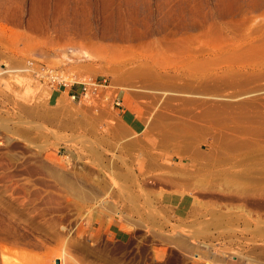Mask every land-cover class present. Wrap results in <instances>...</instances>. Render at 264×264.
Wrapping results in <instances>:
<instances>
[{"label": "rangeland", "instance_id": "374dc122", "mask_svg": "<svg viewBox=\"0 0 264 264\" xmlns=\"http://www.w3.org/2000/svg\"><path fill=\"white\" fill-rule=\"evenodd\" d=\"M7 229L0 264H264V0H0Z\"/></svg>", "mask_w": 264, "mask_h": 264}, {"label": "bare ground", "instance_id": "6f19581e", "mask_svg": "<svg viewBox=\"0 0 264 264\" xmlns=\"http://www.w3.org/2000/svg\"><path fill=\"white\" fill-rule=\"evenodd\" d=\"M67 1H69V0H67ZM82 1H85V0H82ZM58 2V1H57ZM75 2V1H74ZM117 2V1H116ZM121 2V1H120ZM50 3V2H49ZM65 3V2H64ZM70 3V2H69ZM48 4V3H47ZM89 5V4H88ZM58 8H60V7H57V9ZM116 8V7H115ZM67 9V8H66ZM115 11V10H114ZM89 17V16H88ZM67 20H69V19H67ZM124 20V19H123ZM64 21V20H63ZM65 23V22H64ZM87 23V22H86ZM62 25H63V23H62ZM72 25V24H71ZM62 29V28H61ZM71 29V28H70ZM75 30V29H74ZM68 32V31H67ZM80 33V32H79ZM85 33V32H84ZM81 35V34H80ZM88 35V34H87ZM107 36V35H106ZM115 37H117L116 35H115ZM86 38V37H85ZM107 39V38H106ZM110 39H111V37H110ZM112 39H113V37H112ZM50 79V78H49ZM64 79V78H63ZM117 83V82H116ZM118 84V83H117ZM85 86V85H84ZM210 86V85H209ZM125 87V86H124ZM85 90H86V88L85 87H83ZM133 89V88H132ZM189 89V88H188ZM94 91H95V89H93ZM139 91V90H138ZM90 92H92V91H90ZM84 104V103H83ZM249 106V105H248ZM249 115V114H248ZM235 118V117H234ZM252 147V146H251ZM228 172V171H227ZM249 174V173H248ZM226 176V175H225ZM238 176V175H237ZM240 177V176H239ZM243 177V176H242ZM233 178V177H232ZM226 179V178H225ZM248 179V178H247ZM251 180V179H250ZM249 180V181H250ZM235 181V180H234ZM212 198V197H211ZM223 200V199H222ZM221 220V219H220ZM14 231V230H13ZM3 234L5 235V237H6V239H4V237H3V239H4V241H2V242H0V256H3V254H10V255H12V256H14V254L15 255H17V257H19V256H21V257H23L25 260L26 259H28V256L29 255H24V254H22V253H20L21 255H19V252H17L16 250L18 249L19 250V248H21L19 245H17V244H15V243H13V242H11V241H9V240H12V236L14 235L12 232H11V230L10 229H7V230H5V231H3ZM18 235V234H17ZM2 238V237H1ZM20 240H22V239H20ZM31 244V243H30ZM26 247H34V246H32V245H26ZM37 247V246H36ZM16 251V252H15ZM20 251V250H19ZM17 253V254H16ZM31 256V255H30ZM29 256V257H30ZM26 257V258H25ZM3 258H5V256L3 257ZM13 258H15V257H13ZM20 258V257H19ZM32 258V257H31ZM5 259H7V258H5ZM10 260V259H9ZM29 260H30V258H29ZM37 261V260H36ZM61 261V260H60ZM28 262V261H27ZM39 262H40V260H39ZM1 264H12V263H10V262H7L6 260H1ZM14 264V263H13Z\"/></svg>", "mask_w": 264, "mask_h": 264}, {"label": "built area", "instance_id": "2783aa9c", "mask_svg": "<svg viewBox=\"0 0 264 264\" xmlns=\"http://www.w3.org/2000/svg\"><path fill=\"white\" fill-rule=\"evenodd\" d=\"M48 77L50 78V83H52L54 85V83H61L64 81L63 77L61 74H59L58 72H50L48 73ZM82 91L85 92V89L82 88ZM116 105H119L116 104Z\"/></svg>", "mask_w": 264, "mask_h": 264}]
</instances>
